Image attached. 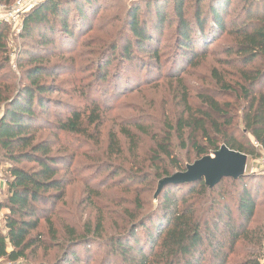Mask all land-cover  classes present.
Instances as JSON below:
<instances>
[{"label":"trees","instance_id":"16d2710c","mask_svg":"<svg viewBox=\"0 0 264 264\" xmlns=\"http://www.w3.org/2000/svg\"><path fill=\"white\" fill-rule=\"evenodd\" d=\"M1 1L8 5L14 2ZM130 1L128 38L108 46L99 70L101 81L109 79L107 71L117 58L128 68L141 62L144 65L143 55L156 64L162 59V35L172 20L168 16L170 0ZM195 2L191 12L187 0H174V50L183 61L199 58L227 32L231 39L227 53L235 55L240 66L232 81H221V92L229 96L225 104L218 97H204L206 109L197 110L195 115L189 107L188 117L180 119L176 128L166 129L152 147L149 163L159 182L189 165L179 162L174 152L175 133L181 146L186 149L191 144L200 158L222 145L252 157L264 153V0H240V13L230 25L227 17L232 0ZM102 8V0H43L23 18V38L41 51L39 55L25 49L30 61L25 70L28 83L6 87L0 83V153L10 163L8 194L0 203V211L8 210L4 227L0 224V264H43L28 261L29 254L44 245L34 234L42 220L52 224L50 214L64 200L69 184L61 175L63 166L71 162L68 155L54 153L49 140L37 138L44 127L53 124L46 114L56 102L49 95L58 90L43 79L55 75L59 67L51 63L50 56L74 49L92 30ZM7 27L0 24L3 51ZM8 63L6 55L2 69ZM184 100L190 106L189 97ZM57 125L65 132L82 133L83 115L73 111ZM137 127L144 133L142 126ZM134 136L136 133H127L133 145L137 144ZM118 146L117 139L111 137V147L117 150ZM142 170L138 165L133 167L127 182L141 175L145 180L152 177ZM113 172L115 176L121 174L119 170ZM261 186L257 176L247 173L239 179L224 178L213 189L204 180L168 185L159 194L155 208L134 218L130 228L102 244L110 251L102 264H113L111 256L124 264H264V224L256 220ZM98 226L97 237L101 224ZM89 233L74 234L56 264H82L83 255L76 247L97 243Z\"/></svg>","mask_w":264,"mask_h":264},{"label":"rangeland","instance_id":"374dc122","mask_svg":"<svg viewBox=\"0 0 264 264\" xmlns=\"http://www.w3.org/2000/svg\"><path fill=\"white\" fill-rule=\"evenodd\" d=\"M195 1L187 0L191 12L195 10ZM102 2L104 8L98 10L92 30L81 37L74 49L51 55V63H58L59 67L55 75L43 79L56 85L58 90L49 95L56 102L51 104L46 114L47 120L53 124L44 127L37 138L49 140L53 152L68 155L71 162L63 166L61 173L69 182L65 198L53 208L50 214L52 224L41 221L34 236L40 238L44 245L29 254V262L56 264L74 234L81 236L90 232L89 236L97 238V243L91 247L79 245L76 252L83 255L82 264H102L104 256L110 252L102 244L130 228L134 218L151 211L158 203L155 194L159 181L154 178L156 173L149 163L152 147L163 138L166 129L176 128L180 119L188 117L189 107L195 115L197 110L206 109L202 105L204 97H218L225 104L229 96L221 92V81L225 84L232 81L240 66L236 56L227 53L231 43L227 32L199 58L183 61L174 50L176 21L172 13L174 0H170L168 16L172 20L162 35L160 62L156 64L143 55L144 65L141 62L128 68L117 58L107 71L109 79L101 81L99 70L104 64L108 46L128 38L127 15L131 5L130 0ZM239 2L232 0L228 25L240 13ZM7 26L6 49L0 50V83L2 87L20 86L28 83L25 70L30 61L25 56V49L30 48L34 53L41 49L30 46V42L23 38V24ZM6 55L9 63L2 69ZM185 96L189 97L190 106L184 100ZM73 111L83 115L82 133L65 132L57 125L59 119L68 118ZM138 125L142 126L144 133L138 131ZM129 131L136 133L134 139L137 144L133 145L127 137ZM111 137L119 143L117 150L111 147ZM173 149L184 165L200 158L191 144L186 149L181 146L176 133ZM1 153L0 203L7 198V167L10 165ZM260 157L249 156L246 173L257 176L261 182L256 220L264 224V164ZM134 163L143 169L141 173L152 177L145 180L146 176L141 175L127 182L130 171L137 166ZM167 163L170 164L169 161ZM115 170L121 174L115 176ZM174 170L171 167L172 173ZM7 212L5 208L0 211L2 227ZM99 224L101 230L97 237L94 234L98 233ZM111 259L113 264H124L120 258L111 256Z\"/></svg>","mask_w":264,"mask_h":264},{"label":"water","instance_id":"95a60500","mask_svg":"<svg viewBox=\"0 0 264 264\" xmlns=\"http://www.w3.org/2000/svg\"><path fill=\"white\" fill-rule=\"evenodd\" d=\"M248 158V155L222 145L212 155L204 156L187 165L184 171L176 172L172 176L160 180L155 199L168 185L192 184L204 180L206 185L213 189L224 178H242L246 175Z\"/></svg>","mask_w":264,"mask_h":264},{"label":"built area","instance_id":"2783aa9c","mask_svg":"<svg viewBox=\"0 0 264 264\" xmlns=\"http://www.w3.org/2000/svg\"><path fill=\"white\" fill-rule=\"evenodd\" d=\"M43 0H14L12 4H5L0 0V24L21 26L23 18ZM264 164V153L260 157Z\"/></svg>","mask_w":264,"mask_h":264}]
</instances>
